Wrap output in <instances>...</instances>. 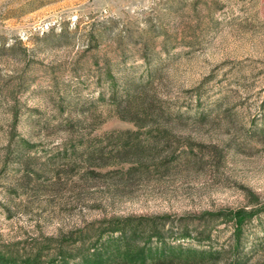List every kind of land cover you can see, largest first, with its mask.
I'll return each mask as SVG.
<instances>
[{
    "label": "rangeland",
    "instance_id": "1",
    "mask_svg": "<svg viewBox=\"0 0 264 264\" xmlns=\"http://www.w3.org/2000/svg\"><path fill=\"white\" fill-rule=\"evenodd\" d=\"M149 73L163 145L115 110ZM137 141L154 157L129 173ZM221 212L250 213L246 238L264 239V0H0V250L163 228L221 249L235 228L204 223Z\"/></svg>",
    "mask_w": 264,
    "mask_h": 264
},
{
    "label": "trees",
    "instance_id": "2",
    "mask_svg": "<svg viewBox=\"0 0 264 264\" xmlns=\"http://www.w3.org/2000/svg\"><path fill=\"white\" fill-rule=\"evenodd\" d=\"M148 77L147 82L143 81L138 84L126 80L123 83V88L127 97L116 101L115 110L122 120L132 122L140 131L147 128L155 129L156 133L154 134L163 145L170 141L172 136L169 130L172 129L164 126L167 114L161 108H157L156 95H150L154 90L153 74L149 73ZM113 82L117 94V82L115 80ZM21 145L23 146L22 143ZM150 147L138 141L124 145V151L130 150L132 160H134V165L129 173L146 169L148 162L154 157L155 147ZM100 154V149L90 152L85 163L95 169L104 168L100 163L102 161ZM176 154L177 151L173 153L172 157ZM249 214L248 212H221L207 215L208 218L204 221L205 226H209L215 219H220L223 223L230 224L235 228L231 245L221 249H216L213 245L208 249L202 247L198 250L184 248L182 245H173L172 241L168 240L174 232L172 229L168 231L164 228L156 230L150 237L129 235L131 239L125 241L122 237L114 236L105 241H102L101 237L93 240L91 238L94 235L93 231H80L72 238V242L75 241V244L77 241L80 242L78 249L73 254L66 253L67 240H63L53 254L49 251L46 256L44 249L38 248L31 250L26 256L18 252L6 255L7 253L2 249L0 250V264H253L254 258L260 253H264V239L250 244L249 238H246L244 228ZM252 216L259 218L261 215L254 213ZM156 226L157 229V223ZM199 234L203 235L204 232H197V235ZM192 236L193 234L189 231L183 234L178 232V237L173 238L185 240ZM212 241L211 235H208L202 243L207 242L210 245Z\"/></svg>",
    "mask_w": 264,
    "mask_h": 264
}]
</instances>
